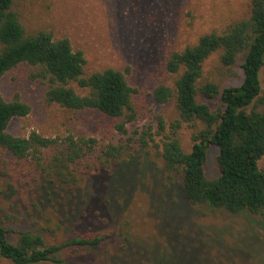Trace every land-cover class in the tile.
Returning a JSON list of instances; mask_svg holds the SVG:
<instances>
[{"label":"rangeland","instance_id":"1","mask_svg":"<svg viewBox=\"0 0 264 264\" xmlns=\"http://www.w3.org/2000/svg\"><path fill=\"white\" fill-rule=\"evenodd\" d=\"M251 5L252 0H15L13 9L29 34L51 32L56 40L69 38L74 50L84 52L87 75L110 68L124 72L138 89L137 119L122 134L116 129L120 121L97 111L49 103V83L34 77L37 67L21 65L0 78L6 100L19 97L31 107L27 117L11 122L8 131L14 136H86L130 146L112 171L84 175L67 206L13 195L5 181L14 163L0 149V191L5 190L0 194V220L5 226L34 231L50 243L86 233L107 237L81 255L63 254L62 264H264V215L194 206L182 182L169 178L158 146L173 131L178 113L174 101L160 105L153 98L158 85L173 87L178 78L167 70L171 54L194 45L204 34L223 32L249 18ZM221 55L217 52L206 61L204 82L224 85L239 72V65L224 68ZM260 80L264 95V69ZM201 127L185 124L178 131L187 151ZM217 154L216 149L210 153L211 177L217 174ZM259 167L264 170V158ZM0 264L12 263L0 256Z\"/></svg>","mask_w":264,"mask_h":264},{"label":"trees","instance_id":"2","mask_svg":"<svg viewBox=\"0 0 264 264\" xmlns=\"http://www.w3.org/2000/svg\"><path fill=\"white\" fill-rule=\"evenodd\" d=\"M14 2L0 0V78L21 65L37 67L34 77L49 83V103L79 112L97 111L120 121L116 129L127 134V125L137 119L134 98L138 89L126 74L110 68L87 75L84 52L74 50L69 38L56 40L51 32L29 34L13 9ZM217 52H222L224 68L239 65V72H233L224 85L204 82V65ZM263 69L264 0H252L249 18L230 24L223 32L204 34L194 45L169 57L167 70L178 78L173 87L158 85L153 98L160 105L174 101L178 118L158 147L169 178L182 182L190 204L209 211L264 215V170L259 167L264 158ZM73 84L86 93L79 94ZM30 113L31 107L19 97L8 101L0 92V149L14 163L5 181L13 195L67 206L84 175L112 171L128 154L129 145L95 137L52 138L38 132L18 137L8 131L15 118ZM160 122L163 131L161 118ZM185 124L202 126L193 133L188 151L178 135ZM132 140L137 142V138ZM214 149L217 174L211 177L208 163ZM0 194L5 195V190ZM106 239L99 233H86L50 243L34 231L10 230L0 220V256L12 264H62L66 261L63 254L81 255Z\"/></svg>","mask_w":264,"mask_h":264}]
</instances>
